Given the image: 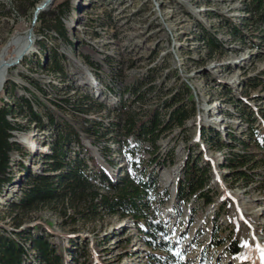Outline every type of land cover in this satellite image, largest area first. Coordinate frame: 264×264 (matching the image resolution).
Here are the masks:
<instances>
[{"label": "rangeland", "instance_id": "rangeland-1", "mask_svg": "<svg viewBox=\"0 0 264 264\" xmlns=\"http://www.w3.org/2000/svg\"><path fill=\"white\" fill-rule=\"evenodd\" d=\"M64 1L62 40L48 21ZM35 2L0 0V54L12 38L26 40L31 50L10 66L0 91V108L10 107L8 121L21 128L12 131L20 151L11 154V182L0 188V227L20 231L37 225L57 250L66 251V264H264V144L257 134L264 133V42L241 1L52 0L39 12L42 23L33 20ZM203 32L216 36L219 51H208ZM12 55V48L5 51L6 58ZM152 80L146 105L187 87V103L195 110L182 129L158 142L157 156L171 162L147 165L167 195L157 209L166 229L159 235L162 246L148 245L122 216L82 219L59 205L40 206L21 219L15 215L12 203L26 175L44 170L42 155L56 138L59 127L47 124V115L78 131L109 175L133 174L132 162L140 164L149 154L128 151L115 114L126 111L121 101L140 110L133 92L144 91ZM134 82L137 89L130 91ZM24 100L44 120L42 128L29 120ZM84 123L101 135L96 145L81 131ZM104 147L109 152L102 153ZM77 151L72 141L65 152L72 157ZM187 158L206 171L207 182L179 198Z\"/></svg>", "mask_w": 264, "mask_h": 264}, {"label": "trees", "instance_id": "trees-1", "mask_svg": "<svg viewBox=\"0 0 264 264\" xmlns=\"http://www.w3.org/2000/svg\"><path fill=\"white\" fill-rule=\"evenodd\" d=\"M240 1L248 21L260 30V37L264 42V0ZM37 3L39 0L32 4L34 10ZM65 5V1L57 4L56 8L60 12L48 21L49 30L62 40L66 39L61 10ZM42 18L43 14L39 13L37 22L42 23ZM223 20L231 22L225 17ZM232 32L235 35L240 33L235 26ZM202 41L210 53L221 49L219 40L213 34L204 33ZM137 83L134 82L130 86V91L137 89ZM147 85L144 91H140L139 87L133 92L135 96L132 102L141 104L140 110H132L130 104L121 101L120 107L126 111L122 115L115 114V126L119 128L128 151L132 155L139 151L149 154V158L142 160L140 164L132 162L133 174L121 171L119 176L109 175L82 144L78 131L70 124H62V120L59 122L52 115H47V124L54 128L59 127L56 138L52 144L46 145L50 153L42 155L44 170L39 174L26 175L27 184L12 203L15 215L21 219L40 206L59 205L71 208L82 219H89L100 213L122 216L133 222L148 245L162 246V243H159V235H165L166 229L157 215V209L166 202L167 195L160 190L153 172L147 169V165L171 162L170 159L160 160L157 156L158 142L175 128L182 129L195 110L187 103H191V94L187 87L168 98L146 105V95L155 89L153 80ZM184 94L187 95L186 102L183 99ZM24 107L29 114V120L36 123L38 128H42L44 120L33 110L29 100H24ZM12 111L10 107L0 108V188L11 182V154L20 151L16 142L12 141L14 138L12 131L21 128L11 124L7 119ZM84 121L89 122L86 118ZM86 123L81 127V131L92 145H96L95 140L100 139L101 135L91 129L93 127L91 124ZM257 134L258 141L264 144V133ZM128 140H131L133 145H130ZM72 141L79 151L70 157L65 151ZM103 151L109 152V149L104 147L101 152ZM104 159L108 166H114V162L107 156ZM206 182V171L187 158L184 176L178 186L179 198H182L184 193L194 194L201 191ZM210 201L209 197L205 199V203ZM37 229V225L20 231H7L0 227V264H66V251L57 250L48 240L47 234L42 231L39 233ZM230 244H233L230 253L236 255L237 244L235 242Z\"/></svg>", "mask_w": 264, "mask_h": 264}, {"label": "bare ground", "instance_id": "bare-ground-1", "mask_svg": "<svg viewBox=\"0 0 264 264\" xmlns=\"http://www.w3.org/2000/svg\"><path fill=\"white\" fill-rule=\"evenodd\" d=\"M13 49V55L10 58L5 57V51ZM27 41L21 40L19 38H12L5 46L3 52L0 54V91L5 82L8 70L10 66L8 64L18 57L20 60L23 59L24 56L28 55L31 50H28Z\"/></svg>", "mask_w": 264, "mask_h": 264}, {"label": "water", "instance_id": "water-1", "mask_svg": "<svg viewBox=\"0 0 264 264\" xmlns=\"http://www.w3.org/2000/svg\"><path fill=\"white\" fill-rule=\"evenodd\" d=\"M52 0H44L39 6H37L35 8V12H34V19L33 20H36L37 18V14L44 10L50 3H51ZM28 39H30V32L28 33ZM20 60V57H18L14 62H11L8 64V66H13L15 64H17Z\"/></svg>", "mask_w": 264, "mask_h": 264}, {"label": "snow or ice", "instance_id": "snow-or-ice-1", "mask_svg": "<svg viewBox=\"0 0 264 264\" xmlns=\"http://www.w3.org/2000/svg\"><path fill=\"white\" fill-rule=\"evenodd\" d=\"M245 247H247V244H245ZM260 251H261L262 253H264V249H260ZM178 255H179V253H178Z\"/></svg>", "mask_w": 264, "mask_h": 264}]
</instances>
